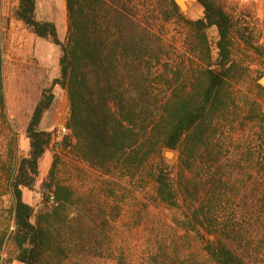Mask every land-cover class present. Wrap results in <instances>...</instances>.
Segmentation results:
<instances>
[{
  "label": "trees",
  "instance_id": "16d2710c",
  "mask_svg": "<svg viewBox=\"0 0 264 264\" xmlns=\"http://www.w3.org/2000/svg\"><path fill=\"white\" fill-rule=\"evenodd\" d=\"M35 1L18 0L14 17L35 38L59 46L58 77L43 89L26 126L27 156L8 159L12 230L0 232V264H90L106 251L109 222L84 212L74 190L56 179V162L42 183L41 208L35 212L22 199L52 144V134L39 125L53 103V88L63 90L68 102L69 133L59 146L103 177L131 180L142 174L153 185L156 200L176 208L178 198L196 199L198 192L184 172L211 163L207 174L221 176L214 162L217 138L241 118L232 93L240 78L232 61L235 25L217 0H197L202 17L195 21L185 19L171 0H65L67 34L61 43L53 23L36 20ZM173 20L187 32L181 53L166 40ZM211 28L217 34L214 60L207 38ZM248 105L243 102L242 121L259 127L264 182V116ZM5 117L0 49V118ZM164 149L178 152L177 184L160 157ZM255 200L256 213L264 214V193ZM199 212H193L195 224L182 225L206 232L202 249L211 263L252 264L245 246L208 230L203 223L210 221ZM148 264L175 263L155 255Z\"/></svg>",
  "mask_w": 264,
  "mask_h": 264
},
{
  "label": "rangeland",
  "instance_id": "374dc122",
  "mask_svg": "<svg viewBox=\"0 0 264 264\" xmlns=\"http://www.w3.org/2000/svg\"><path fill=\"white\" fill-rule=\"evenodd\" d=\"M217 1L226 8L235 25L231 36L232 61L239 67L240 78L234 83L232 93L236 98L235 113L241 118L234 119L232 131H221L217 138L214 162L220 166L221 176L214 178L207 174L211 163L198 166L193 173L184 172V179L197 188L196 199L187 195L185 199L178 198V207L169 208L156 200L153 185L141 178L142 174L131 180L111 179L75 159L69 149L59 146L64 138L59 132L68 117L66 93L59 87L52 90L53 103L39 125L40 130L52 134V144L39 161L32 189L22 190V199L35 212L41 208L42 183L56 162V179L74 190L84 212L97 221L105 218L109 222L106 251L90 264H148L155 255L167 257L168 263L213 264L202 249L201 238H208L206 232L201 228L186 230L182 225L195 224V210L207 215L210 222L203 224L208 230L216 229L220 238H230L245 246L244 255L252 264H264V214L256 213L254 206L255 196L259 199L264 193L258 165L260 130L242 121L246 110L243 102L247 107L254 104L264 116V87L259 84L264 79V0ZM17 6L18 0H0L6 115L5 121L0 118V232L6 228L12 230L6 182L12 167L8 159L27 156L29 143L25 129L43 89L58 77L60 55L59 46L35 38L15 19ZM183 17L198 20L202 17V8L193 4ZM35 18L53 23L59 41L64 42L65 0H36ZM185 34L182 23L176 20L166 27V40L179 53L186 50ZM241 34L244 40L240 39ZM207 38L214 60L215 28L207 31ZM164 152L165 149L160 157L172 170L171 177L177 184L178 152L172 151L170 163H166Z\"/></svg>",
  "mask_w": 264,
  "mask_h": 264
},
{
  "label": "water",
  "instance_id": "95a60500",
  "mask_svg": "<svg viewBox=\"0 0 264 264\" xmlns=\"http://www.w3.org/2000/svg\"><path fill=\"white\" fill-rule=\"evenodd\" d=\"M175 5L176 7L178 8L179 12L184 15L185 14V10L193 5V4H198V1L197 0H171ZM259 84L264 87L260 82ZM167 155L170 156V159L169 160H166V157ZM171 155H172V151H169V150H165L163 156H164V159L166 161V163H170L171 161Z\"/></svg>",
  "mask_w": 264,
  "mask_h": 264
},
{
  "label": "built area",
  "instance_id": "2783aa9c",
  "mask_svg": "<svg viewBox=\"0 0 264 264\" xmlns=\"http://www.w3.org/2000/svg\"><path fill=\"white\" fill-rule=\"evenodd\" d=\"M69 132H68V130L66 129V127H62L61 129H60V132H59V135L60 136H65V135H67Z\"/></svg>",
  "mask_w": 264,
  "mask_h": 264
},
{
  "label": "bare ground",
  "instance_id": "6f19581e",
  "mask_svg": "<svg viewBox=\"0 0 264 264\" xmlns=\"http://www.w3.org/2000/svg\"><path fill=\"white\" fill-rule=\"evenodd\" d=\"M185 11H186V10H185ZM261 84H263V85H264V79L261 81ZM171 158L173 159V155H171ZM166 159H167V160H169V159H170V156H169V155H167Z\"/></svg>",
  "mask_w": 264,
  "mask_h": 264
}]
</instances>
